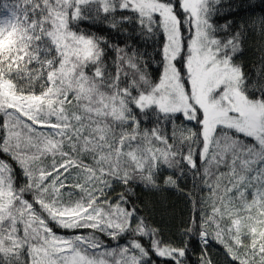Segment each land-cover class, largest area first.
<instances>
[{"label": "snow or ice", "instance_id": "obj_1", "mask_svg": "<svg viewBox=\"0 0 264 264\" xmlns=\"http://www.w3.org/2000/svg\"><path fill=\"white\" fill-rule=\"evenodd\" d=\"M225 8L0 0V264H264V15ZM138 188L185 196L177 240Z\"/></svg>", "mask_w": 264, "mask_h": 264}, {"label": "trees", "instance_id": "obj_2", "mask_svg": "<svg viewBox=\"0 0 264 264\" xmlns=\"http://www.w3.org/2000/svg\"><path fill=\"white\" fill-rule=\"evenodd\" d=\"M227 5L234 6V12L229 14L228 9H224V14L217 17L218 23H225L228 20L232 21L233 27L244 23L253 18V16L259 17L264 15L261 11L264 8V0H222ZM94 30H98L99 34L105 35L109 40L114 43H123L124 36L115 32H111L103 25H97ZM262 47V41L258 34L248 33V38L244 44V50L240 56L241 62L245 64L246 70L251 71L252 65L257 61L261 55L260 48ZM147 51L151 53L152 48H148ZM155 64L149 71H153ZM181 186L188 191L191 189V183H183ZM137 203L140 204L142 211L145 215H148L150 219L157 225H159L163 231L166 239L177 240L178 233L182 224L188 219L191 213V206L185 199V196L174 189H166L161 192H150L142 189H137ZM191 260L192 264H196L200 254V245L193 240L190 243ZM220 264H223L222 257Z\"/></svg>", "mask_w": 264, "mask_h": 264}]
</instances>
